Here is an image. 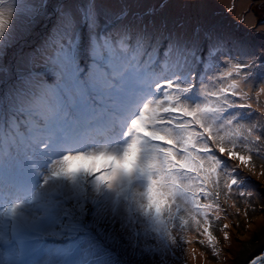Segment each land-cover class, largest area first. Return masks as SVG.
I'll list each match as a JSON object with an SVG mask.
<instances>
[{
	"label": "snow or ice",
	"instance_id": "1",
	"mask_svg": "<svg viewBox=\"0 0 264 264\" xmlns=\"http://www.w3.org/2000/svg\"><path fill=\"white\" fill-rule=\"evenodd\" d=\"M209 3L0 0V264L214 246L221 201L264 169V12L232 27Z\"/></svg>",
	"mask_w": 264,
	"mask_h": 264
},
{
	"label": "rangeland",
	"instance_id": "2",
	"mask_svg": "<svg viewBox=\"0 0 264 264\" xmlns=\"http://www.w3.org/2000/svg\"><path fill=\"white\" fill-rule=\"evenodd\" d=\"M159 2L160 0H136L140 10L156 6ZM239 3H243V12L250 7L251 13L257 18L261 17L262 12H264L258 2L249 5V0H235L236 6ZM232 4L233 0H210L208 6L223 17L228 25L236 27L235 22L242 18L243 12L235 11L229 17L225 8ZM255 7L258 11L257 15L254 10ZM238 31L244 33L247 30L241 26ZM248 34L252 35L251 33ZM261 103H264V97L261 98ZM72 163L79 165L84 162L74 161ZM261 171L264 169L260 167L259 161H256L255 174L245 173L249 179L247 181L248 187L253 190L251 196L240 198L237 195L234 200H230L227 204H223L221 201L223 209L221 219L215 222L211 230L215 242L214 246H209L207 242L203 245L200 244L198 241L203 237L198 236L195 230L189 232L188 235L192 239V243L185 246L187 257L194 256L196 260L200 261L198 264H244L257 249L264 245V175L260 174ZM224 224H228L229 227L223 229ZM192 249H195L194 253Z\"/></svg>",
	"mask_w": 264,
	"mask_h": 264
},
{
	"label": "water",
	"instance_id": "3",
	"mask_svg": "<svg viewBox=\"0 0 264 264\" xmlns=\"http://www.w3.org/2000/svg\"><path fill=\"white\" fill-rule=\"evenodd\" d=\"M260 255H264V245L262 247H260L259 249H257L253 255H251L245 262L244 264H250V260L257 257V256H260Z\"/></svg>",
	"mask_w": 264,
	"mask_h": 264
},
{
	"label": "bare ground",
	"instance_id": "4",
	"mask_svg": "<svg viewBox=\"0 0 264 264\" xmlns=\"http://www.w3.org/2000/svg\"><path fill=\"white\" fill-rule=\"evenodd\" d=\"M153 5H155V3H153ZM241 10H242V9H240V11H241ZM247 19H248L249 21H251V20H252V15H249ZM194 263L198 264V263H200V261L196 260V259L194 258V256H189V257H187V264H194Z\"/></svg>",
	"mask_w": 264,
	"mask_h": 264
},
{
	"label": "trees",
	"instance_id": "5",
	"mask_svg": "<svg viewBox=\"0 0 264 264\" xmlns=\"http://www.w3.org/2000/svg\"><path fill=\"white\" fill-rule=\"evenodd\" d=\"M255 2H258V5L260 4V0H255ZM254 2V3H255ZM256 6H257V4H255ZM240 9H242L240 12H243V3H239L237 6H236V11H238V10H240ZM254 10L256 11L257 10V8L255 7L254 8ZM244 13V12H243ZM258 14V11H256V15ZM256 18H257V16H256ZM101 163H103L102 161H101Z\"/></svg>",
	"mask_w": 264,
	"mask_h": 264
}]
</instances>
